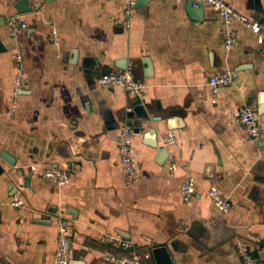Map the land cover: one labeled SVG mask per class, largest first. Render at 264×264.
<instances>
[{"label": "crops", "instance_id": "0c3cea01", "mask_svg": "<svg viewBox=\"0 0 264 264\" xmlns=\"http://www.w3.org/2000/svg\"><path fill=\"white\" fill-rule=\"evenodd\" d=\"M19 1L0 0L6 49L0 53V264H54L61 215L73 221L72 262L127 257L103 242L106 235L129 241L142 264H156L157 247L167 248L174 264H243L240 244L264 260V45L255 35L235 23L237 42L226 51L219 14L204 9L196 20L184 0H136L128 29L121 23L123 0H29L33 12L20 15L25 84L10 118L16 44L7 18L17 15ZM231 5L264 19V0ZM51 23L59 47L51 42ZM124 60L148 85L144 102L99 84L121 71L117 64ZM225 69L239 77L213 95L209 79ZM139 104L160 121L133 114ZM244 106L257 112L259 139L234 117ZM125 124L139 131L135 177L120 167ZM169 131L178 137L177 148L164 145ZM66 164L73 176L65 187L43 177L44 166ZM188 177L196 185L186 202L181 187ZM211 188L231 200L230 213L215 207ZM17 195L24 206L15 209L10 202Z\"/></svg>", "mask_w": 264, "mask_h": 264}, {"label": "built area", "instance_id": "2783aa9c", "mask_svg": "<svg viewBox=\"0 0 264 264\" xmlns=\"http://www.w3.org/2000/svg\"><path fill=\"white\" fill-rule=\"evenodd\" d=\"M124 12L121 23L124 28H130L132 23L133 8L136 0H123ZM192 3L194 9L204 8L217 12L224 26L223 47L230 51L234 43L237 42L238 32L234 28L235 23H239L247 30L253 33L257 41L264 45V26L259 19L252 15H244L238 12L231 5V0H184ZM10 38L15 42L14 64L15 78L13 82V91L11 105L7 115L13 118L19 110L20 97L25 84V61L22 45L19 43V36L24 28L20 15H10L7 18ZM51 42L55 47H59V33L54 23L50 24ZM239 73L232 69H225L213 75L209 79V86L213 95H217L222 88L230 87L238 79ZM99 84L103 87L117 86L120 87L128 96L134 97L141 102L147 99L148 85L146 82L139 80L134 75L131 68L118 72H111L99 79ZM235 119L244 126L248 136L251 139H259L262 134V127L258 122L257 112L250 106H244L234 113ZM135 138V129L131 124H125L121 128L119 153L120 167L127 177H135L137 174V155L133 147ZM164 145L169 148H177L179 140L174 131H169L164 139ZM177 165L172 162L170 172L174 174ZM44 178L53 182L57 188H63L68 185L73 176L72 165L63 166L46 165L42 168ZM196 181L192 177L186 178L181 187V195L184 201L188 202L195 191ZM208 195L215 207L224 214L230 213L233 204L230 199L223 196L216 188H211ZM12 208H21L24 206V199L17 195L11 202ZM57 248L55 253L54 264H71L70 250L72 245L73 221L69 216L61 215L58 220ZM103 242L113 245L123 251H127L128 256L118 258L114 256L107 257L111 264H142V257L133 245L117 236L106 235ZM237 255L243 264H264V260L255 256L246 244H240L237 247Z\"/></svg>", "mask_w": 264, "mask_h": 264}, {"label": "water", "instance_id": "95a60500", "mask_svg": "<svg viewBox=\"0 0 264 264\" xmlns=\"http://www.w3.org/2000/svg\"><path fill=\"white\" fill-rule=\"evenodd\" d=\"M55 0H48V2H54ZM258 6L257 10L259 12H263V8L260 5V2L257 1ZM15 9L17 10V15H25L33 12V7L30 5L29 0H20L17 4H15ZM204 8H199V9H194L192 7V3L190 2V7H189V13L195 17L196 20H200L203 14ZM264 22V19L261 20V23ZM6 51L4 45L0 41V53ZM147 66L152 69V65H150V61H146ZM117 67L119 70H126L128 68V61H121L119 64H117ZM264 108V106H263ZM139 118H143L145 120L150 119V115L146 109V107L143 104H139L134 108V111L132 112ZM152 121H160L159 118H151ZM141 132H144V129H139ZM135 133H139V131L136 129ZM155 133L153 130L149 131V135L153 136ZM151 147L157 148V144L154 143L153 141H150L148 144ZM165 151L162 152L164 157L166 155L167 150L164 149ZM162 155V154H161ZM2 157L8 161L10 164L15 165V159H13L8 153L3 152ZM27 181V180H26ZM153 255L156 261V264H174L172 258L170 257L167 248L165 247H157L153 249ZM71 264H82V263H77L76 261H71Z\"/></svg>", "mask_w": 264, "mask_h": 264}]
</instances>
